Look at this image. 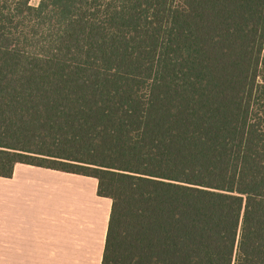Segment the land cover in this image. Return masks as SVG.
<instances>
[{
    "label": "trees",
    "instance_id": "1",
    "mask_svg": "<svg viewBox=\"0 0 264 264\" xmlns=\"http://www.w3.org/2000/svg\"><path fill=\"white\" fill-rule=\"evenodd\" d=\"M93 177L101 264H264V0H0V176Z\"/></svg>",
    "mask_w": 264,
    "mask_h": 264
},
{
    "label": "crops",
    "instance_id": "2",
    "mask_svg": "<svg viewBox=\"0 0 264 264\" xmlns=\"http://www.w3.org/2000/svg\"><path fill=\"white\" fill-rule=\"evenodd\" d=\"M110 209L93 177L16 163L0 176V264H101Z\"/></svg>",
    "mask_w": 264,
    "mask_h": 264
},
{
    "label": "rangeland",
    "instance_id": "3",
    "mask_svg": "<svg viewBox=\"0 0 264 264\" xmlns=\"http://www.w3.org/2000/svg\"><path fill=\"white\" fill-rule=\"evenodd\" d=\"M39 3V0H30L32 6H36Z\"/></svg>",
    "mask_w": 264,
    "mask_h": 264
}]
</instances>
